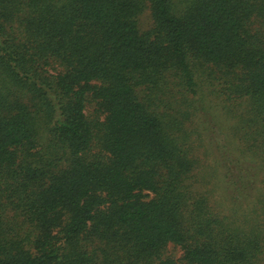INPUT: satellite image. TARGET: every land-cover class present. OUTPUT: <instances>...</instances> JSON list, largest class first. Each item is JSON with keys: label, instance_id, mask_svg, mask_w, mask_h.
<instances>
[{"label": "trees", "instance_id": "16d2710c", "mask_svg": "<svg viewBox=\"0 0 264 264\" xmlns=\"http://www.w3.org/2000/svg\"><path fill=\"white\" fill-rule=\"evenodd\" d=\"M0 264H264V0H0Z\"/></svg>", "mask_w": 264, "mask_h": 264}, {"label": "rangeland", "instance_id": "374dc122", "mask_svg": "<svg viewBox=\"0 0 264 264\" xmlns=\"http://www.w3.org/2000/svg\"><path fill=\"white\" fill-rule=\"evenodd\" d=\"M173 252L175 257H181L182 256V250L179 248V247H176L174 245H169L166 252H165V255H169V253Z\"/></svg>", "mask_w": 264, "mask_h": 264}]
</instances>
